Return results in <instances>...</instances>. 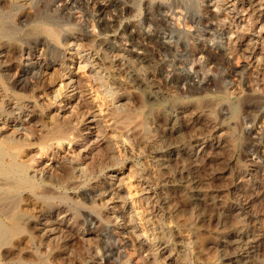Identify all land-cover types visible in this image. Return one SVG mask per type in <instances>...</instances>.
<instances>
[{"label": "rangeland", "instance_id": "obj_1", "mask_svg": "<svg viewBox=\"0 0 264 264\" xmlns=\"http://www.w3.org/2000/svg\"><path fill=\"white\" fill-rule=\"evenodd\" d=\"M51 1L37 0V3L49 14L53 11L45 6H50ZM157 1L81 0L83 7L74 8L76 11L71 9V14L66 9L56 12L55 22H48L47 26L57 29V36L54 38L42 31V36L47 37L51 44L44 51L47 55L39 56L45 65L41 74L42 90L40 87L34 96L31 95L34 89H7L13 96H27L36 106L38 118L44 121L42 126L36 127L37 136L46 134L48 126L51 127L56 118L61 125L66 124L63 129L66 128L69 138L63 144L57 138L50 139L44 153L40 139H34L31 145L25 146L29 152L25 161L31 175H34L32 180L36 178L33 180L35 184L47 185L41 176H57L58 166L69 163L75 168L73 176L67 182L52 186L58 193H53L54 201L68 199L71 192L77 194L97 184L103 190L94 194L88 200L90 202L77 204L78 208L98 216L97 222H82L80 233L74 236L61 231L59 240L54 238L58 234L51 236L53 239L30 238L29 231L14 235L7 250L0 249V264H18L20 260L32 264L38 257L49 264H134L136 260L138 264H218L213 241L230 240L235 228L241 225L246 235H258L260 256L264 258V242H261L264 241V0H256L258 4L255 7L245 0H217L222 8L219 19L209 16L210 11L216 9V0L215 3L214 0ZM160 1L167 5L171 2V7L168 5L171 12L163 11V6L158 4ZM172 1L178 6L174 8ZM149 2L156 7H147ZM95 4L106 8L105 20L99 19ZM22 10L31 15L34 11L29 6ZM176 11L179 12L174 17ZM16 12L15 7L10 14ZM171 16L174 17L172 23L179 24L172 26L167 22ZM161 18L164 23L159 20ZM198 18L201 21L196 24ZM39 20H26L19 27L30 29L40 24ZM167 23L169 27H166ZM123 31L127 34L123 35ZM131 41L138 44L137 47ZM248 49L252 50L250 56ZM151 61L154 64L150 65ZM132 68L146 81L154 85L159 82L157 86L167 95L165 104L179 112L180 119L184 121L190 175L196 179L199 177L197 181L201 177L202 182L198 184L210 192L201 201L203 218L196 224L189 221L191 208L185 195L181 196L174 189L164 193L160 188L155 159L146 140L150 129L145 118L146 110L138 107L139 99L130 96L128 91ZM166 70L172 73L168 81L163 78ZM0 83L4 89L8 88L1 76ZM252 100L257 102L253 104ZM163 111L161 106L154 110L162 124L166 119ZM16 124L17 121L13 120L1 121L0 137H32L29 132L32 125L19 122L23 128L17 130L19 125ZM69 139L70 143L67 142ZM193 156L198 162H193ZM93 163L100 168L93 171ZM75 180L79 186H71ZM211 195L220 200L216 205L212 203ZM165 196H170L174 203L180 205L185 220L178 219L167 210ZM249 197L252 202L246 209L243 202ZM30 207L31 212L38 213V208ZM2 208L6 211L11 209L8 206ZM219 224L223 228L219 235H214L212 229ZM26 228L38 233L33 223ZM118 236L127 242V249L121 253H110V256L109 248ZM102 246L109 247L105 254ZM212 250L215 251L212 253Z\"/></svg>", "mask_w": 264, "mask_h": 264}, {"label": "bare ground", "instance_id": "obj_2", "mask_svg": "<svg viewBox=\"0 0 264 264\" xmlns=\"http://www.w3.org/2000/svg\"><path fill=\"white\" fill-rule=\"evenodd\" d=\"M58 1H61V3H58ZM179 1H181V0H179ZM245 1L249 5H252L253 7H255L258 4V2H256V0H245ZM213 2L215 3V0ZM174 3L172 1V6L175 8V6H178V4L177 3L174 4ZM43 4H45V3H43ZM43 4H42V6H43ZM146 4H147V7L153 8V6H154L153 2H149V3H146ZM158 4L160 6H163L162 7L164 9L163 11L169 10L171 12L170 8H168V5H169V7H171V5H170L171 2H169V4L167 5V3L163 2V1L162 2L160 1V3H158ZM87 5H89V4H87ZM183 5H181V6H183ZM214 5H215L216 9L213 8L212 11H210L211 13L209 14V16L212 15V17H214L216 19H219L220 13H221V9H222L221 6H220L221 4L219 3V1H217V3H215ZM28 6L34 9V11H32L33 12L32 15L31 14H27V13L23 12V10H22V8H25V7H28ZM95 6L97 7L99 19L100 20H105L104 16H105V13H106V8L104 6H102V5H99V4H95ZM160 6H158V7L160 8ZM15 7L17 8V12L15 14H13L14 12L12 14H10L11 11H12V8L15 9ZM45 7L50 8L53 11V13L46 14L47 9L46 8L42 9L43 7L41 8L39 6V4L37 3V0H0V76L3 77L5 83L8 85L7 86L8 88L5 87V89H4V87L0 83V122L1 121L7 122V121H10V120H13V121H17L16 125H19V122H23V123H26V124L29 123L30 125H32L31 128H30V131H29V132L32 133V137L31 138H27V139L18 138L17 139V138L12 137V136H10V137L9 136L0 137V249L3 248L5 250H7V247L10 246V244H11L13 238H14V235H19L20 233H22L24 231L25 232L26 231L30 232V238L38 236L40 239H44V238L53 239L52 238L53 235L58 234L54 238L58 237L57 240H59L61 235H62V234H59V232L68 231L71 234V236L72 235L74 236L75 233L79 232L82 229V222L83 223H86V222L94 223V222H97L98 219H99V217L94 215V213L92 214V213H90V212H88L86 210H82V209L77 207V204L79 205V203H83V202H80V201H86L87 202L88 200H90L92 198V196L94 194H96L98 192L100 193L103 190V189H101L100 186H98L99 184L95 185L93 188L90 187L91 189H83L80 192H78L77 194H72L73 192H71L72 195L70 194L67 197L68 199H65V198L61 197L62 199H60L59 201H54L53 199H55L54 198L55 196H54L53 193H55V194H58V193L53 191L54 188L52 186L58 185L59 183H62V182L69 181V179L72 178V176H73L75 168H73V166L71 164H69V163L67 165H62V166L60 165L57 168L58 171H59L57 176L49 175V174L45 175L44 174L45 176L42 175L41 179L44 182V184L47 183V185H42L41 184L42 186L41 185L37 186L35 184V182L33 181L36 178H34L32 180V177L34 175L33 176L31 175V173L29 171V165H27L26 161H25V158L29 155L28 149L25 146L26 145H31L32 141L34 139H40V143L42 144L41 151H42V153H44L45 152V148L48 146L47 144H48V141L50 139L57 138L59 141H62V144H63V142L67 138H69L68 137V131L65 130L66 128L63 129L66 124L61 125L62 123L60 124V122H58L57 118L55 120H53V122H51L52 123L50 125L51 127L48 126L47 130L45 131L46 134H44V135L42 134L40 136H37L36 127L40 126L44 121L42 122L41 119L38 118V113H37L36 106L34 105V103H32L30 100L27 99V96H23V94H16L17 96H13L7 90V89H15V90L16 89H19V90L20 89L21 90H23V89L24 90L34 89V91L31 94V95H34V96H36L35 91H38L40 89L42 90L41 86H42V82L43 81H41V74L43 73L42 69H43V67L45 65H43V62L41 61V59L39 60V56L41 57L43 55V53H45L44 51L45 50L47 51V49L49 47H51L50 42L47 40L48 38L46 37L47 38L46 39L45 37L42 36V31L44 30V31L48 32L52 37L55 38L57 36L56 35V30L57 29L55 30L54 28H50V27L47 26L48 22H55V13L63 11L65 9L68 10V12L70 13L71 9L73 10L74 8H82L83 6L81 4V0H68V2L65 1V0H52L51 3H50V6H45ZM154 7H156V6H154ZM223 7H224V5H223ZM201 8H203V7H201ZM184 9H182L181 11H184ZM208 9H211V8H208ZM154 10H155V8H154ZM189 10L191 11V9H189ZM201 10H203V9H201ZM74 11H76V10L74 9ZM148 12H149V10H148ZM170 12H168V13H170ZM178 12L177 11H176V13L174 12L175 14L173 16L175 17L176 14L178 15ZM80 13H82V11ZM154 13H155V11H154ZM159 13H161V12H159ZM226 13H227V11H226ZM6 14H9V15H7L9 18L6 16ZM167 14H165L164 16L166 17ZM161 16H162V14H161ZM174 17L171 16L170 17L171 21L169 19V21H167V22H169V23L171 22L172 23V20H173ZM69 18H70V16H69ZM80 18H81V16H80ZM80 18H78V20ZM195 18H196V16H195ZM8 19H9L10 22H8ZM31 19H34V20L40 19L39 20L40 24H38V25H36V26H34V27L30 28V29H27V30H23L22 28L19 27V25L21 23H23L24 21L31 20ZM162 19L163 18H161L159 20L162 21ZM166 19H164V20H166ZM179 19L180 18H177V20H179ZM185 19H187V18H185ZM82 20H83V18H82ZM199 20L200 19L198 18V20L196 21V24H198L201 21V20L200 21ZM207 20H209V19H207ZM193 21H195V20H193ZM222 21H225V20L222 19ZM6 22H8L7 25L5 24ZM185 22H184V24H185ZM207 22H209V21H207ZM215 22H214V24H215ZM169 23H167L168 25H166V27L167 26L169 27ZM165 24H166V22H165ZM176 24H179V23L178 22L175 23V24L172 23V26L173 25L176 26ZM196 24H195V26H196ZM177 26H179V25H177ZM181 27L182 26H180V28ZM226 29L224 31H226ZM179 31H181V30H179ZM221 31H223V30L221 29ZM60 33L61 32H59V34ZM187 33H189V32H187ZM122 34L125 35L127 33L125 31H123ZM127 36H129V35H127ZM170 37H171V35H170ZM176 37L178 38V36H176ZM172 41H174V40H172ZM172 41H169V43L172 42ZM193 41H194V39H193ZM131 43H132V45L134 47H137V45H138V44L136 45V43L132 42V41H131ZM147 44H149V42ZM150 44H151V42H150ZM247 51H251V52H248V54L250 56L252 54V50L248 49ZM179 52H180V50H179ZM146 57L144 59H147ZM200 57H202V56H200ZM141 60H142V58H141ZM193 60H196V59H193ZM152 63L153 62L151 61L150 65ZM168 64L169 63H167V65ZM165 65H166V63H165ZM168 66H171V63ZM191 66H193V65H191ZM230 66H231V64H230ZM171 67H173V66H171ZM150 68L152 70V67H150ZM159 68H158V70H159ZM192 68H195V67H192ZM192 68H191V70H192ZM14 70H16V71L14 72ZM176 70H177V68H176ZM131 71H133V68H132ZM170 71L166 70L165 71V75L163 77L167 81L172 76L171 75L172 73H170ZM194 71H196V70H194ZM131 73L132 74H131V80L129 79L130 80V85L128 86V88H129L128 91H129L130 96L132 95L133 97H136L137 99H139L138 107L139 108L142 107V108H144L146 110L145 118H146L147 122L150 124V129H148L149 132L147 133L146 140L148 142V149L153 154L152 157H154V159H155V164L154 165H156L155 168L157 170V180H158V183L160 184V188L162 189V191L164 193H166L165 190L174 189V190L178 191L181 196L185 195V198L188 199L189 206L191 208L190 209L191 210V218L189 219V221L194 223V224H196V222L202 220V218H203V215H202V212H201V209H200L201 208L200 205L202 204L201 201H203L205 199V195L208 194L209 191L206 188H204L203 186L198 184V182L201 181V179H202L201 177H200V180L197 181V179L199 177L196 179V177L192 178L191 175H190V167H189L190 164L187 161V151H186L187 140L184 137V131L185 130H183V122L184 121L182 122V120L180 119V115L178 114L179 112L176 113L174 111L173 107L171 108L169 105L165 104V102H167L166 101V96L167 95L165 96V93L161 92L159 86H157L159 82L158 83L156 82L157 85H154L153 83L146 81V79L144 77H142L139 73H136L134 71L131 72ZM30 78H32V79H30ZM259 78L260 77L258 76V79ZM155 79L156 78H154V81H155ZM160 79L162 80L161 77H159V80ZM130 96H129V98H130ZM137 99H134V100L136 101ZM259 99H260V97H259ZM254 101H253V104H254ZM257 101H255V103ZM171 102L173 103V100ZM249 103H250V101H249ZM160 106L164 110L163 113L166 116L165 117L166 119H164L165 122L163 121L165 124L164 123L162 124L161 121H159L157 119L156 115H154V110L156 108L160 107ZM199 113H201V112H199ZM261 114H262V112H261ZM190 120H192V119H190ZM185 123H187V121H185ZM146 125H147V123H146ZM185 125H184V127L186 128L187 125L186 126ZM22 128L23 127H21L20 125L16 127L17 130H20ZM192 130H193V128H192ZM192 130L190 129L187 132L190 133V131H191V133H192ZM70 131H71V129H70ZM231 135H233V134L231 133ZM195 137H197V136H195ZM70 141H71V139L67 140L68 143H70ZM231 145H233V144H231ZM197 154H199V153H197ZM192 159H193V162H198L197 157L195 158V156H193ZM200 159H201V157H200ZM96 168H100V167H99L98 164L93 163V171ZM91 169H92V167H91ZM191 169H192V167H191ZM217 169L219 170V168H217ZM220 169H221V167H220ZM196 172H197V170H196ZM214 173H216V172H214ZM210 174H212V173H210ZM222 176H223V172H222ZM225 177H227V175ZM218 178H220V175H219ZM210 179H211V177H210ZM207 181H209V180H207ZM72 182L73 183H71V186H79L80 185V183H77L78 180H75V181H72ZM201 182H200V184H202ZM205 185H207V184H205ZM74 191H76V190H74ZM15 192H19L18 195H15ZM31 192H33V193H31ZM163 194H161V195L164 196ZM209 197H210L212 203L214 205H216L219 199H217L213 195H211ZM224 199H225V197H224ZM239 200L240 199H238L237 201H239ZM164 201L166 202V204L168 206L167 210L169 209L170 213L174 214L176 217H178V219L185 220V217H183V215L181 214L182 213L181 212L182 208L180 209V207H179L180 205L174 203L170 196H165L164 197ZM88 202H90V201H88ZM250 202H252L250 197L244 199V202H243L244 203L243 204L244 208L248 209L250 207V205H249ZM32 205H34L36 208H38L37 209L38 213L34 214L33 212H31L30 208H32V207H30V206H32ZM209 205H211V204L209 203ZM226 205H227V203H226ZM2 206L6 207V208L8 206L9 208L11 207V209L6 211L4 208H2ZM238 206H239V204H238ZM213 208H215V207H213ZM209 209H210V207H209ZM186 210H189V209H186ZM225 210L223 208V211H225ZM219 212H221V211L219 210ZM231 213H229V214H231ZM99 214L101 216V213H99ZM242 214H243V212H242ZM102 218H103V216H102ZM29 223H33L34 229L38 233L34 234L33 231H30V228H26V225H28ZM218 223H220V222H218ZM221 223H222V221H221ZM97 226H99V225H97ZM199 226H200V224H199ZM242 226L243 225L235 228V230L233 231V237L230 240H226L225 241V240H223V238H222L221 241L220 240H217V241L215 240L216 242H214L212 240L213 243L215 244V246L214 245L213 246L217 249L214 254H215L216 259L218 260V264H264V258H261V256H260L261 250H260V244H259L258 235H256V234H252L250 236L246 235L241 229ZM203 227H207V226L203 225ZM222 228H223L222 224H219L216 228L212 229V233L214 235H219V233L221 232ZM195 231H197V230H195ZM252 231H253V229H252ZM199 233L200 232H198L197 234H199ZM201 234H202V232H201ZM208 234H209V230H208ZM219 239H221V238H219ZM29 240H31V239H29ZM55 240H53V241H55ZM48 241L49 240H47V242ZM210 241H211V239H210ZM261 242H264V241H261ZM126 243L127 242L124 240L123 237L118 236V239H116V242L112 243L113 246L111 245L112 247H110V248L108 247L109 248V252H108V248L106 246H102L103 249H104V254H105V251H107L110 256H111L110 253H112V254L113 253H121L122 250H126L127 249V244ZM202 248H205V247H202ZM51 250H53V249H51ZM202 250H204V249H202ZM213 251H215V250H212V253H213ZM41 254L42 253H40V255ZM68 254H70V253H68ZM199 254L201 255V253H199ZM3 256H5V253H4ZM35 256H37V255L35 254ZM32 259H33V257H32ZM34 259H35V257H34ZM69 259H68V261H70ZM18 264H25V263H23V261L20 260V263H18ZM26 264H31V263L27 262ZM32 264H49V263H47L46 261L42 260V257H38V258H36L35 262H33ZM134 264H138L137 260H136V262Z\"/></svg>", "mask_w": 264, "mask_h": 264}]
</instances>
